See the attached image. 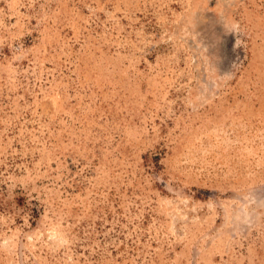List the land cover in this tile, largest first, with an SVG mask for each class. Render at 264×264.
<instances>
[{"label": "rangeland", "instance_id": "rangeland-1", "mask_svg": "<svg viewBox=\"0 0 264 264\" xmlns=\"http://www.w3.org/2000/svg\"><path fill=\"white\" fill-rule=\"evenodd\" d=\"M0 264H264V0H0Z\"/></svg>", "mask_w": 264, "mask_h": 264}]
</instances>
